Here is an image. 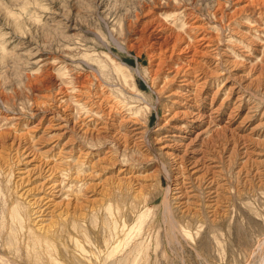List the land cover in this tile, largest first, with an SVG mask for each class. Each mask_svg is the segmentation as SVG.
I'll return each mask as SVG.
<instances>
[{
	"label": "rangeland",
	"instance_id": "374dc122",
	"mask_svg": "<svg viewBox=\"0 0 264 264\" xmlns=\"http://www.w3.org/2000/svg\"><path fill=\"white\" fill-rule=\"evenodd\" d=\"M234 1L0 0V264H264V161L258 164L263 177L253 161L247 176L231 165L232 188L211 216L173 198L181 181L177 159L160 147L181 149L176 141H187L207 122L196 126L182 114L180 79H170L166 65L170 50L149 46L150 18H163L182 32V44L193 46L185 23L197 19L203 27L192 36L207 29L220 38L228 31L220 14L232 11ZM229 20L234 38L246 44L250 15L241 11ZM238 48L224 50L225 65L254 95L233 125L255 102L254 117L240 130H253L262 141L264 99L255 96L264 94V79L256 76L264 73V51ZM222 81L206 84L194 105L208 112L218 104L224 91L210 98ZM80 86L88 91L83 102L73 99ZM93 108L101 113L87 116ZM227 110L204 143H223L226 134L218 129ZM129 118L140 124L141 137L129 132ZM62 120L69 130L58 136ZM48 166L54 180L63 179L58 193L39 186ZM36 199L46 202L45 220L33 209Z\"/></svg>",
	"mask_w": 264,
	"mask_h": 264
},
{
	"label": "bare ground",
	"instance_id": "6f19581e",
	"mask_svg": "<svg viewBox=\"0 0 264 264\" xmlns=\"http://www.w3.org/2000/svg\"><path fill=\"white\" fill-rule=\"evenodd\" d=\"M231 1H234V0H231ZM243 1H245V3L239 4V3H242ZM234 3H236V4H234L235 6H231L233 9L232 11L220 14V17L222 19L225 17L224 19L227 21V22H225L226 28L223 25H221L222 26L221 29H224V28L228 29V31L224 35L223 34L220 35L221 36L220 38H216L213 35V33L211 32V30L209 31L207 29H206L207 31L203 29L198 34H195L194 36H192V32L195 33V30L201 29L203 27L199 25V23L197 22V19L193 20V18H192L193 22L190 21L191 23H189V24H186L184 22L185 26H184L183 31L190 30V38L194 39L193 40L194 41L193 46H192L190 41H187L185 44H182L183 42H185V39H184L185 37L182 36V32L176 31V30L172 29L171 27H169V25H167V23H165V21H163V18L161 19L159 17L154 16L152 19L150 18V20L148 22L150 24L149 25L150 31L148 32V37L150 39V43H149L150 45L149 46L153 47V49H158L159 51L170 50V53L167 56V57H170L169 58L170 60H168V62L166 63L170 73H172L170 79H174V78L180 79L179 80L180 84H178L179 85L178 87L180 89H178V92H180V93L182 92V95L183 94L185 95V96L184 95L183 96H184V99L186 101L185 102L186 107H184L185 109L182 108L183 110L182 111L180 110V111L185 116L186 115L189 116L188 121L193 125L199 126L200 125L199 123L201 121L207 122L206 128H202L201 130L194 132L192 136L188 135L187 137H185L184 139H186L187 141H183V142H181L179 140L176 141L177 143L180 142V145L183 146L181 149H178L176 151H170L167 149V147H170L173 144L166 143L163 146L160 145L161 149L162 148H163V150L166 149L164 151L165 154L173 155V157L176 156V159H177V160H174V164L176 167V176H178L181 179V181L177 182L176 185L178 187H175V189H176L175 192H172L173 198L177 199L178 203L179 202L186 203V204L187 203H189V204L195 203V204H197V207H200V208L206 210L207 211L206 213H209V215H211V216L214 215V212L216 211V209L218 207L217 201L219 200V198L223 195L228 196L229 195L228 190L230 189V187L232 188V186H231V182H232L231 180L232 179L229 180L230 174H228V172H229L228 170L231 168V165L236 163L237 167L239 168V172L241 170H243L245 172L244 175L247 176V175H249L248 172L250 171L248 164L250 161H253V163H255V165H256V168H257L256 170H257L258 174L261 173V176H262V173H263V172H261V169L258 168V164H261L262 160L264 161V139H262V141H259V139L257 140L255 138H253L252 134L255 133L253 130H250L248 133L244 132V130L243 131L240 130L246 126L248 121H250L249 118L251 116H253V115H251L252 112L255 110L257 111L259 105L255 106L254 105L255 102L253 101L254 104L252 106L248 107L247 113L245 115H243L242 117H240V120L238 119L239 121L236 125H233V121L240 115V113L243 109V106H244L243 104L245 103V100L249 99V97H247V96L251 93L253 94V92H252L251 88L249 90V88H248L249 84H242V82H241L242 78L241 79H240V77L237 78L236 77L237 75L235 76V74L231 73L228 70V67L225 65L227 59L223 57V52H224V50L227 51L228 49H230V47H233V45H235V44L238 48L239 43H241V44H244V47H248L250 50H253V51H255V50L259 51L260 54L262 55V52L264 51V0H235ZM241 11H244V12L248 13V15H250V20L246 21L244 23H246L248 25L249 31H251L253 33V35L248 36V38H247L248 40L246 41V44H245V42H243L241 37L240 38L238 37V39H237V37L235 36V38H236V40H235L232 32L229 30V27H230L229 18L238 12L241 13ZM226 15L228 17H226ZM151 16H153V15H151ZM220 17H219V19H220ZM219 19H218V21H219ZM182 24H183V22H182ZM222 24H224V22ZM180 31H182V30H180ZM239 34H240V32H239ZM238 50H239V48H238ZM240 50L242 52L243 48L242 49L240 48ZM263 55H264V53H263ZM172 58H174L173 61L171 60ZM162 63L163 62L158 63V67L161 66ZM207 63L213 64V65H211L212 68H209L208 65H205ZM258 64H259V62H258ZM262 65H264V64H261V67H262ZM205 66H206V68H205ZM118 67L117 68L119 70L122 69L120 65H118ZM252 71H253V69H252ZM248 72L244 75V77L246 75H249ZM250 75H252V73ZM256 76H259L258 77L259 79H262V78L264 79V73L262 72V70H260V72L257 73ZM256 76H255V78H256ZM250 77L252 78V76H249V78ZM221 78H223L222 83L219 86L217 85L218 87L215 89L214 93H212L213 95L210 98V101L212 103L213 100L215 99V97L218 95V93L224 91V94H223L224 96L221 99V101L218 102V104H216L215 106L212 105L208 112L199 108L197 105H194V102H196L200 96H203L205 94V90L208 86L206 84H213ZM258 78H256V79H258ZM244 79L247 80L246 78H244ZM81 82H83V81H81ZM260 82H261V80H260ZM82 85H84V84H82ZM250 85H251V83H250ZM255 86H256V83H255ZM80 87H81V89H77V91L74 92L75 98H73V99H75V101H82L81 99L84 96V94H85V96L88 95L87 94L88 91L84 88L85 86H80ZM69 88H71V87H69ZM72 89H74V87H72ZM69 91L71 92V90H69ZM72 93H70V94H72ZM258 93L259 92H257V94ZM261 93H263V92H261ZM70 94H68V95H70ZM259 95L255 96V98L257 100H260L262 98L264 99V94L262 95L259 93ZM233 96H235V99H234V101H231L233 99ZM89 97H90V95H89ZM62 98H63V96H62ZM92 99L93 98H91V100ZM172 101L175 102L178 100L172 99ZM188 101L191 103H188ZM94 105L97 106L98 104H94ZM93 109H95V110L93 111ZM93 109H91V112L88 110L90 112V114H88L87 116H93V117L95 116L96 117V115H99L101 113V112L97 111L96 108H93ZM225 109H228V110L226 113V118L224 120V124L222 126H220L221 127L220 129H218V130H222L226 134L224 136L222 135L223 137L221 139L224 140L223 143L221 141H220L221 142L220 143L219 140H217L218 143L216 145H213V144L211 145V143H213V142L211 141V143H208L206 140L205 141L206 144H205L204 143V140L206 137L205 135L207 133H209L208 131L210 130V128L217 125L216 122L221 121V119H224L222 114L224 113L223 110H225ZM49 111H51V110H49ZM55 114L57 115L58 113L55 112ZM260 114H261V112H260ZM93 117H91V119ZM170 117L166 120L167 122L171 119ZM50 118H52V117H50ZM42 120H45V119H42ZM47 121H49V120H47ZM125 121L131 123L129 125L128 129H129V132L132 133V135H137L138 137H141L143 135V130H141V126L138 122L133 121L130 118L125 119ZM136 123H138L139 125H137ZM170 123H172V121ZM182 123L185 126L189 124L187 122V120L183 121ZM177 125H181V124L177 123ZM176 127H178V126H176ZM181 127H183V126L182 125L179 126V128H181ZM58 128H59V130H61V132L58 133V136H63L65 134V132L67 133L69 130L68 126H67V121L62 120V123H60V126H58ZM254 129H255V127H254ZM226 131H229L230 133H227ZM206 139H207V137H206ZM170 140L173 141V143H174V139H170ZM69 144H72V143H69ZM229 145H230V147H229ZM21 147L19 149H21ZM27 151H28L27 148H24V150L21 152V155H24L25 157H27L28 156ZM29 153H30V151H29ZM30 157H29V159H30ZM250 163L252 164V162H250ZM29 165H31V164H29ZM33 165L35 167V164H33ZM49 166L47 167V169L41 170V172L44 174L43 177L45 179L43 178L44 181L40 182L39 183L40 185L39 184L38 185L41 186L42 188L46 189V190L48 188L49 189L48 192L55 191V193H58L59 189H61V188H59V189H56V188H58L57 186L61 187L60 182L63 183V179H60L62 181L54 180L53 178L55 176H53V178L51 177V172L53 170L50 171V168L53 169L54 167H49ZM252 166H253V164H252ZM234 168H236V167H234ZM48 171H49V174H45ZM233 171H234V169H233ZM37 173H40V172H37ZM234 174H235V171H234ZM227 175H228L229 179L227 178ZM231 176H233V174ZM245 177H244V179H245ZM256 177H258V176L256 175ZM237 180H238V178H237ZM240 181H242V180H240ZM244 181H243V183H244ZM247 181H248V179H247ZM46 184H47V186H46ZM72 185H74V184H72ZM45 186H46V188H45ZM251 186H252V182H251ZM251 186H250V188H251ZM56 191H58V192H56ZM223 191L226 194H223ZM43 193H44V191H43ZM48 200H50V199L48 198ZM33 202L36 203V206L34 205L35 207L33 209L36 211V213L38 212L37 213L38 216H41V220H45L46 218H42V217H45L48 214V212L46 211V206L44 207V205H46L45 204L46 202L42 203L41 200L39 201V199H36Z\"/></svg>",
	"mask_w": 264,
	"mask_h": 264
}]
</instances>
